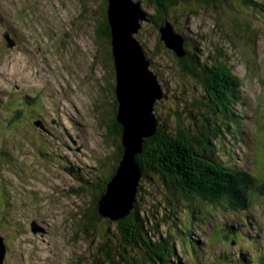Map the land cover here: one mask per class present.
Listing matches in <instances>:
<instances>
[{
	"label": "rangeland",
	"instance_id": "obj_1",
	"mask_svg": "<svg viewBox=\"0 0 264 264\" xmlns=\"http://www.w3.org/2000/svg\"><path fill=\"white\" fill-rule=\"evenodd\" d=\"M139 1L147 16L154 15L148 0ZM103 4L104 0H0L1 264H85L94 260L96 247L103 243L98 239L94 245L93 235L79 229L82 220L76 213L88 199L83 204L75 201L71 188L76 182L69 172L93 169L108 176L115 163L117 144L106 132L114 118L109 106L114 93L108 86V91L100 89L108 80L114 83L115 75L112 63L105 62L109 46L95 35ZM172 12L173 29L196 39L208 52L210 65L214 57L222 62V54L230 73L240 79L238 109L244 121L241 132L235 133L237 141L220 137L231 156L223 161L247 170L264 186V18L232 5H181ZM136 38L168 96L156 102V116L166 115L171 95L179 96L184 85L193 84L196 95H205L196 80L179 72L175 54L163 45L151 21L141 22ZM193 92L187 91V96ZM21 108L25 117L17 120ZM139 183L147 188L144 180ZM245 196L246 210H213L214 218L202 226L206 236L197 237L195 224L182 236L183 242L198 243L195 252L186 251L179 240L175 243L180 264H219L218 256L228 251L262 252L258 245L264 244V198L252 190ZM224 219L229 227L238 223L249 230L244 236L257 232L254 243L245 246L241 237L239 245L211 238ZM106 220L102 217L101 223ZM97 235H103L101 230Z\"/></svg>",
	"mask_w": 264,
	"mask_h": 264
},
{
	"label": "trees",
	"instance_id": "obj_2",
	"mask_svg": "<svg viewBox=\"0 0 264 264\" xmlns=\"http://www.w3.org/2000/svg\"><path fill=\"white\" fill-rule=\"evenodd\" d=\"M107 1L104 0V7L101 8L102 16L100 15L101 20L95 35L109 46L105 62L110 65L112 63L113 73L110 29L106 15ZM148 1L155 10L154 15L149 16V21L157 30L166 23L173 24L176 16L174 11L181 5L187 8L201 4H209L211 7L240 6L254 17L264 18V3L260 0ZM172 10L174 15L169 16ZM173 30L183 39L186 53L181 59L176 57L181 69L179 72L196 80L206 93L196 95L193 91H197V88L193 84L187 87L184 85L183 88H188L186 91L182 88L179 96L171 95V99L169 98L171 104L165 116L158 117L156 110L153 111L157 121L155 132L143 140L141 151L135 156L141 170L140 182L144 180L147 188L144 190L143 186L138 185L129 215L117 221L106 220L101 223L98 203L106 192L107 184L115 175L122 156V130L116 121L115 82L110 84L108 80L109 83L100 85L101 90L108 91L105 88L108 86L114 93L111 105L109 103L114 118L106 132L117 144L115 163L110 167L108 176L93 173V169L82 174L69 169L76 182V186L71 188L75 201L80 200L83 204L88 199V203L79 207L76 213L82 220V225H78L79 229L81 227L88 237L93 235L94 245L98 239L103 241L96 247L94 260H86L85 264H180L175 243L178 240L182 243V236L189 230L192 231L194 224L197 226V237L202 238L206 236L202 226L205 227L210 222L209 218H214L213 210H246L249 204L245 196L246 190L248 193L252 190L264 198V186H260L259 179L247 170L230 166L227 163L229 161H223V157L229 152L220 143V137L232 136L237 141L235 133L241 132L240 127L244 121L238 109L242 104L240 79L230 73L228 62L223 59L222 54L219 56L222 62L214 57L210 65L207 62L210 60L208 52L196 43V39L189 33L182 34ZM247 36L253 35L249 33ZM189 90L194 93L193 96H187ZM167 97L164 94L163 99ZM204 101L211 103L210 107H206ZM24 113L21 108L15 119L24 118ZM225 158L228 160L231 156ZM5 159L8 158H2ZM210 227L214 228V225ZM98 230L103 235H97ZM220 233L221 238L218 237ZM214 237L217 241L223 238L230 241L233 239L239 245V231L224 222L216 225L211 238ZM183 243L181 245L186 251L195 252L198 247L195 241ZM261 247L262 252L252 257L253 259L239 250L220 254L219 264H264V244Z\"/></svg>",
	"mask_w": 264,
	"mask_h": 264
},
{
	"label": "water",
	"instance_id": "obj_3",
	"mask_svg": "<svg viewBox=\"0 0 264 264\" xmlns=\"http://www.w3.org/2000/svg\"><path fill=\"white\" fill-rule=\"evenodd\" d=\"M106 15L115 73L116 121L122 130V156L98 205L101 217L117 221L129 215L133 208L141 179L135 156L140 153L143 140L155 132L157 121L153 114L154 106L164 94L136 39L141 22H149V15L143 11L142 3L139 0H108ZM158 33L164 46L178 58L186 55L183 39L174 32L171 24L160 27ZM4 37L7 46L11 47L8 34ZM3 255L0 239V264Z\"/></svg>",
	"mask_w": 264,
	"mask_h": 264
},
{
	"label": "bare ground",
	"instance_id": "obj_4",
	"mask_svg": "<svg viewBox=\"0 0 264 264\" xmlns=\"http://www.w3.org/2000/svg\"><path fill=\"white\" fill-rule=\"evenodd\" d=\"M137 39V38H136ZM13 42V41H12ZM14 43V42H13ZM163 43V42H162ZM182 44H183V42H182ZM164 45V44H163ZM167 48V47H166ZM183 49H184V47H183ZM173 52V51H172ZM176 56V55H175ZM177 57V56H176ZM162 88V87H161Z\"/></svg>",
	"mask_w": 264,
	"mask_h": 264
}]
</instances>
